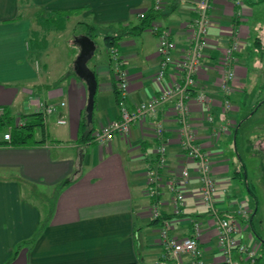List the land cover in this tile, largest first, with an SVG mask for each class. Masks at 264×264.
I'll return each instance as SVG.
<instances>
[{
    "label": "crops",
    "instance_id": "1",
    "mask_svg": "<svg viewBox=\"0 0 264 264\" xmlns=\"http://www.w3.org/2000/svg\"><path fill=\"white\" fill-rule=\"evenodd\" d=\"M196 1L165 0L164 9L156 12L154 0H0V109L4 110L0 120L5 119L0 128V264H154L165 251L160 240L165 221L172 223L170 236L176 239L193 236L194 223L200 224L202 264H225L217 244L218 225L200 202L195 165L182 149L181 125L172 104L156 118L134 125L128 135H116L105 145L93 141L94 133L121 116L110 50L119 53L128 70L127 106L134 110L160 91L155 81L158 40L151 25L167 27L177 53H182L189 44L187 23L196 16ZM261 6L264 3L251 7L245 2L236 6L233 0L212 2L210 42L196 88L210 98V105L190 104V124L198 142L212 153L219 184L217 207L224 217L245 224L247 232L254 213L233 191L239 190L235 180H240L238 171L243 169L237 162L242 159L240 134L258 112L243 125L241 121L260 102L249 105L246 53L252 43L263 45L256 33L259 28L248 25ZM145 17H150V23L140 29ZM65 30H71L76 40L88 36L96 45L98 39L104 44L88 63L98 81L92 123L86 111L88 86L75 72L81 52L78 42L66 69L49 59L57 34ZM236 36L243 49L234 54V91L226 97L218 67ZM252 88L258 89L256 81ZM226 100L232 110L223 113ZM47 105L57 109L45 118ZM248 107L250 113L239 121ZM38 113L44 121L35 130V140L41 144L19 146L13 138L5 141L4 135L12 134L18 121L36 123L33 115ZM209 115L213 122L208 121ZM229 123V132H222L221 127ZM159 124L170 142L167 165L159 170L157 200L162 215L154 220L146 186L148 171L157 164ZM232 141L234 152L228 148ZM231 154L239 157L235 160ZM234 161L237 167L231 175ZM184 166L192 179L183 190L186 205L176 216L173 187ZM238 239L249 243L244 234ZM257 250L259 264H264L263 243ZM234 259L249 264L240 253L235 252ZM181 264H191L190 257L183 255Z\"/></svg>",
    "mask_w": 264,
    "mask_h": 264
},
{
    "label": "built area",
    "instance_id": "2",
    "mask_svg": "<svg viewBox=\"0 0 264 264\" xmlns=\"http://www.w3.org/2000/svg\"><path fill=\"white\" fill-rule=\"evenodd\" d=\"M214 0H197L195 3V18L187 23L189 31V44L185 51L178 54L177 44L173 39L170 30L159 24L153 23L150 27L158 40V55L160 63L155 81L159 86V94L152 100L143 102L130 110L127 106L130 77L125 63L119 53L111 49L115 75L117 79V90L119 96V107L121 116L119 120L111 121L104 125L93 135V141L99 145H105L113 141L116 135H128L132 127L140 122H147L149 119L157 117L158 112L166 105H173V112L180 123L179 139L182 149L188 159L194 163L197 178L200 183L199 198L203 206L207 207L209 214L215 224L218 225V248L223 256L225 264H238L234 259V253L245 256L249 264H255L258 257L257 248L251 249L248 244H241L239 236L242 231L236 218L224 217L217 207L218 181L214 174L212 157L210 152L198 142L196 132L190 124V104L195 102L200 106L210 105V98L196 90L197 77L203 65L205 51L209 46V34L211 28L210 9ZM236 6H243L244 0H233ZM165 7V0H154V10L161 12ZM243 44L240 36L234 37L231 46L224 50L219 62V73L221 75L220 88L226 97L233 94L236 73L231 68L234 61V54L240 53ZM196 93L194 96L193 94ZM65 106L64 103L61 104ZM209 107V106H208ZM56 106L47 105L43 107L44 117L56 112ZM232 110V103L226 100L223 113ZM4 110L0 109V115ZM208 121L213 122L212 115L208 116ZM18 126L24 123L18 121ZM222 126V132H229V127ZM156 137L160 140L157 147V164L155 168L148 171L146 186L147 195L153 200L150 205V213L154 220L161 218L160 202L158 198L159 170L167 165L169 140L165 138V129L162 125L156 127ZM6 142H11L12 134L9 131L4 135ZM192 175L190 170L184 166L175 179L173 190L176 192L172 200L173 213L176 216L182 214V208L186 205L184 188L190 183ZM202 226L194 223V235L182 239L170 236L172 223L165 221L160 231V240L164 247L161 259L154 264H181V257L188 255L191 264H202V251L199 249V239L202 235Z\"/></svg>",
    "mask_w": 264,
    "mask_h": 264
},
{
    "label": "rangeland",
    "instance_id": "3",
    "mask_svg": "<svg viewBox=\"0 0 264 264\" xmlns=\"http://www.w3.org/2000/svg\"><path fill=\"white\" fill-rule=\"evenodd\" d=\"M251 19V25L250 23L248 25L252 28H259L258 31L261 33L259 34L258 31L256 33L262 39L263 45L252 43L246 53L250 68L249 85L246 92L248 96H251V98H248L249 105H253L257 101H264V6L257 8ZM76 37L74 39L71 30H65L57 34L58 39L54 40L53 46L55 50L52 51L49 58L52 65L63 70L66 69L68 59L75 56L74 48L78 47ZM103 48L102 39H98L97 53L99 54ZM91 62H93V59ZM255 81L258 84V89L253 91L252 84ZM250 112L248 107L246 114L240 115L239 121ZM240 140L242 141L240 152L242 159L237 162L241 166L244 165L245 170L240 180H235V184H238L239 190L233 191V193L235 192V197L244 202L245 207L250 208L254 213L252 222L248 224V232L245 230L246 225L237 219L242 231L241 235L244 234L249 238L248 246L253 249L264 242V105L261 106L258 113L250 122L245 123L240 134ZM228 148L234 152L233 141L228 145ZM234 154L230 156L236 160L239 156H235ZM235 167L237 166L234 161L231 175Z\"/></svg>",
    "mask_w": 264,
    "mask_h": 264
},
{
    "label": "trees",
    "instance_id": "4",
    "mask_svg": "<svg viewBox=\"0 0 264 264\" xmlns=\"http://www.w3.org/2000/svg\"><path fill=\"white\" fill-rule=\"evenodd\" d=\"M244 2L248 5V6H256V5H261L264 3V0H244ZM150 17H145L142 23V26L140 27V29H145L148 27L149 25V20ZM263 102H258V104L252 109L251 113L246 116V118L241 121V125H243L246 121H248L251 117H253L259 110V108L261 107ZM4 115V113H3ZM36 118V123H26L24 124L22 127L18 126L13 129V133H12V138H13V143L15 145H19V146H34L37 144H41L43 141H36L35 140V130H37L40 127H43V115L41 113L35 114L33 115ZM5 119H1L0 120V128L2 127V124L5 125L4 123ZM12 141V139H11ZM236 141L238 142V140L236 139ZM241 158V157H240ZM243 170L242 171H238L239 175H242L243 171L245 170V166H242ZM264 245V242H263ZM261 260V256L257 257L256 259V263L255 264H259V261Z\"/></svg>",
    "mask_w": 264,
    "mask_h": 264
},
{
    "label": "water",
    "instance_id": "5",
    "mask_svg": "<svg viewBox=\"0 0 264 264\" xmlns=\"http://www.w3.org/2000/svg\"><path fill=\"white\" fill-rule=\"evenodd\" d=\"M81 52L76 61V75L84 80L88 86L89 101L87 106V119L92 123L95 106V96L98 87V81L94 72L89 68L88 63L94 57L97 45L93 39L83 36L77 40Z\"/></svg>",
    "mask_w": 264,
    "mask_h": 264
}]
</instances>
